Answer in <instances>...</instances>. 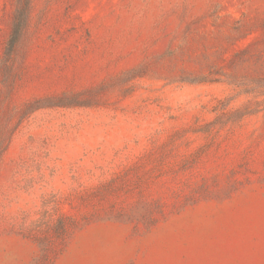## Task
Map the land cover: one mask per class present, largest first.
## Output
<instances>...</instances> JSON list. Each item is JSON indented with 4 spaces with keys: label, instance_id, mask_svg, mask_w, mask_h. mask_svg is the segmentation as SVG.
Returning <instances> with one entry per match:
<instances>
[{
    "label": "rangeland",
    "instance_id": "374dc122",
    "mask_svg": "<svg viewBox=\"0 0 264 264\" xmlns=\"http://www.w3.org/2000/svg\"><path fill=\"white\" fill-rule=\"evenodd\" d=\"M0 264H264V0H0Z\"/></svg>",
    "mask_w": 264,
    "mask_h": 264
}]
</instances>
